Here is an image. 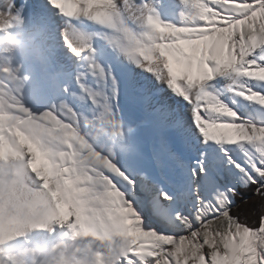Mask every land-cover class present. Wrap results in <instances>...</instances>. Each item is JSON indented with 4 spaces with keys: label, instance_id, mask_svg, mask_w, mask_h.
Listing matches in <instances>:
<instances>
[{
    "label": "snow or ice",
    "instance_id": "6c2138e0",
    "mask_svg": "<svg viewBox=\"0 0 264 264\" xmlns=\"http://www.w3.org/2000/svg\"><path fill=\"white\" fill-rule=\"evenodd\" d=\"M49 6L62 26L33 0H0V220L54 237L59 225L26 215L44 200L62 221L95 213L127 226L109 264H264V122L234 107L241 97L264 109V0ZM82 18L103 30L73 23ZM97 39L134 65L123 82ZM121 98L141 114L134 123ZM250 186L259 211L242 221L233 204ZM0 264L15 261L0 252Z\"/></svg>",
    "mask_w": 264,
    "mask_h": 264
},
{
    "label": "clouds",
    "instance_id": "9594fccd",
    "mask_svg": "<svg viewBox=\"0 0 264 264\" xmlns=\"http://www.w3.org/2000/svg\"><path fill=\"white\" fill-rule=\"evenodd\" d=\"M8 151L0 137V157ZM44 174L41 168L37 178ZM40 200L35 210L26 213L31 220L47 219L60 226V231L50 237L44 232H34L31 227L17 231V222L0 220V252L14 258L15 264H109L112 250L122 245L128 235L127 226L115 231L107 221L95 213L81 220H60ZM41 227V224H35ZM15 235L17 238L10 239ZM255 235V234H253ZM8 241V243H4Z\"/></svg>",
    "mask_w": 264,
    "mask_h": 264
},
{
    "label": "bare ground",
    "instance_id": "6f19581e",
    "mask_svg": "<svg viewBox=\"0 0 264 264\" xmlns=\"http://www.w3.org/2000/svg\"><path fill=\"white\" fill-rule=\"evenodd\" d=\"M33 2L37 5L38 8H40L42 12H44L45 15L49 17L51 21L61 26L63 25V20L59 16L56 15L54 9H50V6L41 7V6L46 5L47 0H33ZM176 3H179V0H176ZM164 19L172 20L176 23L181 22V18L178 14V11L176 13L166 11L164 14ZM73 23L77 24L78 27H80L81 29H83L84 31L88 33H98L103 30L98 24L91 22L87 19H83V18L79 21H73ZM132 27L135 28L137 31L142 30L139 25H132ZM95 42L97 43L95 47L97 48L98 59L101 65L105 67H110L113 74L116 75L118 78H120L123 82L124 76L130 69L134 68V65H131L122 56H118V54L115 51L108 48L102 39H97ZM136 71L138 72L139 70L136 69ZM225 83H227V81L222 79L221 84L218 85L217 87L220 88L221 91H224ZM225 99L229 103H232L233 97H231L230 94H226ZM234 99H235L234 107H236L240 112H242L245 115V118L247 119L255 118L257 120H260L261 122H264V119H262V116H264V109L260 108L259 105L253 102L246 101L241 97H235ZM120 103H121V113L123 114L125 120L134 123L137 119L140 118L141 114L137 112L136 110L130 108L126 104L123 98H121ZM174 103H176L177 105H180L182 102L177 97ZM149 135H150L149 130L145 129V130H141L140 132V137L143 139H148ZM191 158H194V157H190V159ZM230 180H231V177L227 176L226 174L219 176V181L221 183H227ZM142 215H144L145 220L148 223H153L156 225H161L163 223L160 220V218L156 216L155 214H153L151 209L147 207H144V211Z\"/></svg>",
    "mask_w": 264,
    "mask_h": 264
},
{
    "label": "trees",
    "instance_id": "16d2710c",
    "mask_svg": "<svg viewBox=\"0 0 264 264\" xmlns=\"http://www.w3.org/2000/svg\"><path fill=\"white\" fill-rule=\"evenodd\" d=\"M232 211L242 221L259 211V198L255 195L253 187L239 189V196L235 198Z\"/></svg>",
    "mask_w": 264,
    "mask_h": 264
},
{
    "label": "rangeland",
    "instance_id": "374dc122",
    "mask_svg": "<svg viewBox=\"0 0 264 264\" xmlns=\"http://www.w3.org/2000/svg\"><path fill=\"white\" fill-rule=\"evenodd\" d=\"M240 189H242V188H240ZM234 205V204H233Z\"/></svg>",
    "mask_w": 264,
    "mask_h": 264
}]
</instances>
